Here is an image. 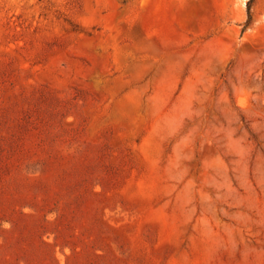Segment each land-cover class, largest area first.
Returning <instances> with one entry per match:
<instances>
[{"label":"rangeland","instance_id":"374dc122","mask_svg":"<svg viewBox=\"0 0 264 264\" xmlns=\"http://www.w3.org/2000/svg\"><path fill=\"white\" fill-rule=\"evenodd\" d=\"M0 264H264V0H0Z\"/></svg>","mask_w":264,"mask_h":264},{"label":"trees","instance_id":"16d2710c","mask_svg":"<svg viewBox=\"0 0 264 264\" xmlns=\"http://www.w3.org/2000/svg\"><path fill=\"white\" fill-rule=\"evenodd\" d=\"M251 21V18L249 19V22Z\"/></svg>","mask_w":264,"mask_h":264}]
</instances>
